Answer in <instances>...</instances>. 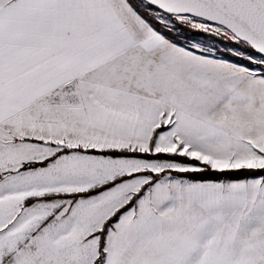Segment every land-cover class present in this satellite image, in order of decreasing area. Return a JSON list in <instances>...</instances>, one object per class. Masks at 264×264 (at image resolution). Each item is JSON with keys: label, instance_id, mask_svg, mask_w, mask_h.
<instances>
[{"label": "snow or ice", "instance_id": "obj_1", "mask_svg": "<svg viewBox=\"0 0 264 264\" xmlns=\"http://www.w3.org/2000/svg\"><path fill=\"white\" fill-rule=\"evenodd\" d=\"M0 264H264V0H0Z\"/></svg>", "mask_w": 264, "mask_h": 264}]
</instances>
